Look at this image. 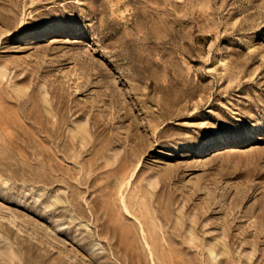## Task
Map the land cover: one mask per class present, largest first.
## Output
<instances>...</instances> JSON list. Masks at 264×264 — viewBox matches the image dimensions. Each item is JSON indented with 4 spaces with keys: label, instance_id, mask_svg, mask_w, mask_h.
Segmentation results:
<instances>
[{
    "label": "rangeland",
    "instance_id": "rangeland-1",
    "mask_svg": "<svg viewBox=\"0 0 264 264\" xmlns=\"http://www.w3.org/2000/svg\"><path fill=\"white\" fill-rule=\"evenodd\" d=\"M0 264H264V0H0Z\"/></svg>",
    "mask_w": 264,
    "mask_h": 264
},
{
    "label": "bare ground",
    "instance_id": "bare-ground-1",
    "mask_svg": "<svg viewBox=\"0 0 264 264\" xmlns=\"http://www.w3.org/2000/svg\"><path fill=\"white\" fill-rule=\"evenodd\" d=\"M224 142H225L224 139H220V140L218 139V140H217V143H224Z\"/></svg>",
    "mask_w": 264,
    "mask_h": 264
}]
</instances>
